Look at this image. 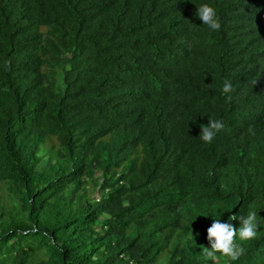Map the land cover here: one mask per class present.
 Instances as JSON below:
<instances>
[{
  "label": "trees",
  "instance_id": "1",
  "mask_svg": "<svg viewBox=\"0 0 264 264\" xmlns=\"http://www.w3.org/2000/svg\"><path fill=\"white\" fill-rule=\"evenodd\" d=\"M0 183V264H264V0H0Z\"/></svg>",
  "mask_w": 264,
  "mask_h": 264
},
{
  "label": "clouds",
  "instance_id": "2",
  "mask_svg": "<svg viewBox=\"0 0 264 264\" xmlns=\"http://www.w3.org/2000/svg\"><path fill=\"white\" fill-rule=\"evenodd\" d=\"M197 6V5H196ZM195 15L200 21L206 25L211 31H219L221 23L217 17L215 9L209 4H201L196 7ZM258 81H253L256 85ZM232 82L225 80L222 87L224 94L233 91ZM226 99L231 101L233 97L226 95ZM224 128L222 120L208 119L207 124L200 126V139L205 143H211L216 134ZM239 220V227H235L231 221ZM259 228L257 214L255 211H248L246 215H230L227 222L221 219H213L211 226L206 229L207 241L210 247L204 245L200 250L205 259H210L216 264L217 253L227 258L229 261H236L245 254V248L239 241H250L256 238Z\"/></svg>",
  "mask_w": 264,
  "mask_h": 264
},
{
  "label": "rangeland",
  "instance_id": "3",
  "mask_svg": "<svg viewBox=\"0 0 264 264\" xmlns=\"http://www.w3.org/2000/svg\"><path fill=\"white\" fill-rule=\"evenodd\" d=\"M0 191L4 192L5 194L8 193L6 187L3 186L1 183H0ZM43 256H44V255H42L41 253H39V254H37V255L35 256V259L37 260V259H39V258H42ZM32 263H33V262H32ZM34 264H36V263H34Z\"/></svg>",
  "mask_w": 264,
  "mask_h": 264
}]
</instances>
